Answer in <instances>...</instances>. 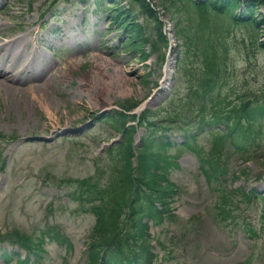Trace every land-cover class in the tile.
Returning a JSON list of instances; mask_svg holds the SVG:
<instances>
[{"label": "rangeland", "instance_id": "374dc122", "mask_svg": "<svg viewBox=\"0 0 264 264\" xmlns=\"http://www.w3.org/2000/svg\"><path fill=\"white\" fill-rule=\"evenodd\" d=\"M48 1L0 0V36L26 35V50L32 51L40 74L48 78V86L42 88H37L38 83L29 87L32 81L21 90L0 89V242L11 241L19 232L32 243L43 240L42 257L37 262L30 257L31 264H85V242L94 220L79 211L76 196L69 192L86 190L93 174L108 168V155L100 154L101 148L119 139L106 121L94 117L150 98L163 79L161 55L169 48L159 45L153 51V24L137 7L135 32L144 27L152 40L127 52L120 46L119 30H109L106 1L98 8V0H67L45 13ZM120 1L129 7V0ZM151 1L170 37L175 24L182 20L185 24L184 17H190L182 8L183 0ZM256 10L264 15V3ZM229 25L227 70L213 98L262 102L264 51L253 45L248 27ZM258 33L257 39L264 41V25L258 26ZM183 50L171 47L175 62L183 58ZM188 63L190 72L178 91L174 67L171 79L165 81L167 88L157 91L146 109L170 119L182 112L189 86L196 88L204 73L193 56ZM259 126L248 152L229 148L223 156L228 175L222 184L206 179L195 156L197 152L205 156L210 131H198L190 150H168L178 163L168 175L177 186L169 206L175 216L166 215L161 224L151 227L152 237L166 247L155 249L164 261L160 258L152 264H264V201L234 193L233 199L228 195L224 217L218 208L219 195L228 194L224 187L264 191V118ZM144 131L136 129V142ZM169 132L170 140H182L180 129ZM24 258L23 251L0 244V264H20Z\"/></svg>", "mask_w": 264, "mask_h": 264}, {"label": "trees", "instance_id": "16d2710c", "mask_svg": "<svg viewBox=\"0 0 264 264\" xmlns=\"http://www.w3.org/2000/svg\"><path fill=\"white\" fill-rule=\"evenodd\" d=\"M56 1L50 0V6ZM183 2L182 8L190 17H184L185 24H182L183 20L175 24L176 35L184 50L181 52L183 58L177 61V84L174 90L178 91L186 73L190 72L187 68L191 56L201 63L204 73L196 88L189 86L182 112H175L171 119L157 117V112L151 110L141 114L137 119V126L144 127L145 133L135 148L133 134L136 126L127 124L136 120V117L114 112L105 118L114 130L121 133L122 140L106 150L110 155L115 153V163L106 171L98 172L93 184H86L87 189L89 186L91 189H86L89 195H86V200H81L84 205L86 202V212L92 213L95 219L87 241V264H146L151 261L153 253L145 219L156 220L165 213L171 217L169 204L177 193L176 186L167 177L169 168L175 163L164 150L166 146L154 137L159 130L179 128L186 132L191 126H223V131L218 130L210 138L207 156L200 158L203 173L215 182H220V177L226 173L222 160L223 156L229 154L228 149L232 148L229 142H245L248 136L261 130L262 126L257 127V123L260 115L264 114V101L241 98L231 102L227 97L213 98V95L217 92L214 89L222 85L221 77L227 70L226 31L229 23L237 25L236 23L244 22L253 34V45L264 50V41H259L256 37L259 34L258 26L264 25V15L258 14L256 9L264 0ZM130 4L132 9L137 5L139 11L151 19L155 40H152L151 34L149 36L146 33L144 27L138 26L139 30L135 32L134 24L126 21L131 16L129 11L113 10L114 23L128 34L127 39L123 40V47L132 51L152 40L153 51L159 45L166 48L167 42L161 32L162 23L155 12L145 0H130ZM161 60H164V53ZM135 104L122 105V108L129 110ZM234 147L236 151L241 150L240 145ZM227 192L228 194L223 192L224 194L219 195L218 208L222 216L228 213V195L231 197L232 193H237L247 197L239 190L230 189ZM11 241L33 256H40L41 248L26 235L17 232ZM41 242L40 238L39 243Z\"/></svg>", "mask_w": 264, "mask_h": 264}, {"label": "bare ground", "instance_id": "6f19581e", "mask_svg": "<svg viewBox=\"0 0 264 264\" xmlns=\"http://www.w3.org/2000/svg\"><path fill=\"white\" fill-rule=\"evenodd\" d=\"M27 36H0V89L4 91L21 90L23 86L32 87L38 83L40 86H48V78L38 70V63L34 59V54L26 50L29 45ZM168 70L170 62H168ZM50 69V68H49ZM168 70L166 76H168ZM55 71H53L54 74ZM42 75V76H41ZM21 79L23 81H21ZM166 79L165 81H167ZM165 89L166 84L163 83Z\"/></svg>", "mask_w": 264, "mask_h": 264}]
</instances>
